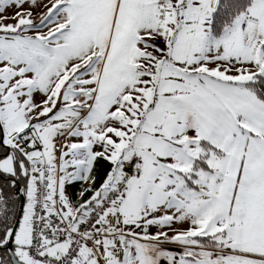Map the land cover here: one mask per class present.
<instances>
[{
    "label": "snow or ice",
    "instance_id": "6c2138e0",
    "mask_svg": "<svg viewBox=\"0 0 264 264\" xmlns=\"http://www.w3.org/2000/svg\"><path fill=\"white\" fill-rule=\"evenodd\" d=\"M0 264H264V0H0Z\"/></svg>",
    "mask_w": 264,
    "mask_h": 264
}]
</instances>
